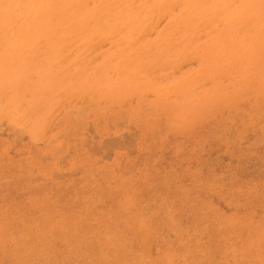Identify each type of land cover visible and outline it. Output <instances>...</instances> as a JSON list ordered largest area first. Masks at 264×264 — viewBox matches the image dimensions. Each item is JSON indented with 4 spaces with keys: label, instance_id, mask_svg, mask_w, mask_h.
I'll return each mask as SVG.
<instances>
[{
    "label": "rangeland",
    "instance_id": "obj_1",
    "mask_svg": "<svg viewBox=\"0 0 264 264\" xmlns=\"http://www.w3.org/2000/svg\"><path fill=\"white\" fill-rule=\"evenodd\" d=\"M0 264H264V0H22Z\"/></svg>",
    "mask_w": 264,
    "mask_h": 264
},
{
    "label": "bare ground",
    "instance_id": "obj_2",
    "mask_svg": "<svg viewBox=\"0 0 264 264\" xmlns=\"http://www.w3.org/2000/svg\"><path fill=\"white\" fill-rule=\"evenodd\" d=\"M136 2V1H135ZM37 3H38V1H37ZM16 7H20V8H22V0H16V1H14L12 4H10L9 6H8V9H3V7H2V5L0 4V25L2 24V22H3V20L6 18V17H8V15L9 14H11L12 13V11H13V9L14 8H16ZM133 7V6H132ZM95 9V8H94ZM176 10V9H175ZM102 13V12H101ZM133 24H135V23H133ZM30 35H32L34 32H33V30L31 29L30 30ZM30 39H32V37H30ZM33 40V39H32ZM32 42L33 41H31L29 44H27V45H31L32 44ZM106 44V43H105ZM26 45V46H27ZM107 45V44H106ZM102 46V45H101ZM31 47H23V49H30ZM99 48V47H98ZM99 59V58H98ZM194 64V63H193ZM195 65V64H194ZM22 66V68H23V65H21ZM182 68H184V67H182ZM18 84L19 83H17L16 81H14V83H13V86H14V89L15 88H17V90L16 91H19V93H21L20 95H24V94H27V92H28V89L25 87V86H22V85H20V86H18ZM150 96V95H149ZM21 97V96H20ZM79 102V101H78ZM84 102V104H85V100L83 101ZM80 103V102H79ZM78 104V103H77ZM83 104V103H82ZM92 106V105H91ZM89 108H90V106H89ZM87 109V108H86ZM81 112V111H80ZM79 112V113H80ZM58 118V117H57ZM55 120H57V119H55ZM54 120V121H55ZM19 121V120H18ZM6 122V121H5ZM21 122V121H20ZM3 123V122H2ZM53 124H55V122L53 123ZM52 124V125H53ZM119 126H121V124H119ZM22 127V126H21ZM27 127V126H26ZM25 127V128H26ZM50 127H52V126H50ZM122 127V126H121ZM20 129V128H19ZM50 129H52V128H50ZM50 129H49V131H50ZM90 129V128H89ZM16 131H21V130H16ZM15 131V132H16ZM90 131V130H89ZM163 131V130H162ZM49 133V132H48ZM47 133V134H48ZM136 133V132H135ZM16 133H14V135H15ZM47 134L45 135V137L47 136ZM136 134H134V136H135ZM126 136V135H125ZM124 136V137H125ZM133 136V135H132ZM132 136H127V138L125 139V140H123V143H125V144H132L133 143V141L131 142V140H130V137H132ZM16 137H17V135H16ZM41 137V136H40ZM44 137V138H45ZM136 137V136H135ZM47 138V137H46ZM123 138V137H122ZM9 139H10V137H9ZM41 140H43V139H40V141ZM110 141V140H109ZM112 141V140H111ZM111 141H110V143H111ZM120 141V140H119ZM125 141V142H124ZM17 142V141H16ZM113 142V141H112ZM118 142V141H117ZM131 142V143H130ZM107 143V140L105 139V142H103L102 144H106ZM109 143V142H108ZM107 143V145H109ZM96 144V143H95ZM95 144H94V146H95ZM119 146L120 145H123L122 144V142L120 141L119 143ZM118 144H117V146H118ZM124 144V145H125ZM107 145H105V146H107ZM115 147H117L116 145H115V143L113 144ZM133 145V144H132ZM114 146H112V147H114ZM126 146V145H125ZM108 147V146H107ZM107 147H105V148H107ZM109 147H111V144L109 145ZM121 147V146H120ZM127 147V146H126ZM95 148V149H94ZM102 148H103V146H102ZM121 149H122V147H121ZM98 150V149H97ZM96 150V147H93V151H97ZM221 150L223 151V149L221 148ZM99 151V150H98ZM109 152V151H108ZM221 152V151H220ZM99 153H101V152H99ZM108 153L106 152V154L105 155H107ZM24 155H25V153H24ZM108 156V155H107ZM105 157V156H104ZM194 164H195V162H193ZM74 173V172H73ZM72 173V174H73ZM66 175H68V174H66ZM60 177V176H59ZM38 179H40V178H37V180ZM172 237V236H171ZM153 247V246H152ZM152 253H153V250H152Z\"/></svg>",
    "mask_w": 264,
    "mask_h": 264
}]
</instances>
